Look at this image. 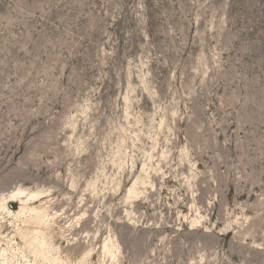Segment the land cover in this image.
Listing matches in <instances>:
<instances>
[{
    "label": "rangeland",
    "instance_id": "obj_1",
    "mask_svg": "<svg viewBox=\"0 0 264 264\" xmlns=\"http://www.w3.org/2000/svg\"><path fill=\"white\" fill-rule=\"evenodd\" d=\"M22 231L51 264H264V0H0V252L49 264Z\"/></svg>",
    "mask_w": 264,
    "mask_h": 264
},
{
    "label": "bare ground",
    "instance_id": "obj_2",
    "mask_svg": "<svg viewBox=\"0 0 264 264\" xmlns=\"http://www.w3.org/2000/svg\"><path fill=\"white\" fill-rule=\"evenodd\" d=\"M21 192L22 191H20V193ZM128 192L132 193V189L129 188ZM37 196H38V194H30L29 197L25 200V202L31 198H36ZM19 201H20L21 206H20V209L16 213L22 214L23 212L28 211L29 215H30L28 217V219L26 221H24V223L26 225H28V224L45 225L46 218H47L45 212L38 210L35 207L26 208L25 206H23L25 204L24 200L20 199ZM7 211L11 212L9 209H7ZM21 236L25 242L26 247L31 250L32 254L35 257L39 256L43 262H44V260L47 259L49 264H51L55 261V257H51V258L48 257L47 251L44 250L43 248H41L43 240L42 241L41 240L38 241L36 239L34 240V239H32V237L30 235H27L26 232H24V231H22ZM35 242H37L36 245L33 247H30ZM103 247L107 252L110 253V256L113 258L114 253L111 251V247L106 243L103 245ZM0 264H13L11 258L7 255L5 249H3V251L0 252ZM27 264H29V263H27Z\"/></svg>",
    "mask_w": 264,
    "mask_h": 264
}]
</instances>
